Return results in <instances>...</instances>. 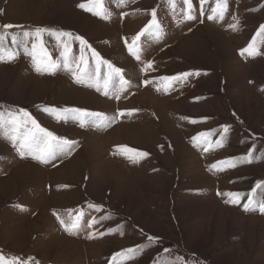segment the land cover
<instances>
[{"label":"rangeland","instance_id":"374dc122","mask_svg":"<svg viewBox=\"0 0 264 264\" xmlns=\"http://www.w3.org/2000/svg\"><path fill=\"white\" fill-rule=\"evenodd\" d=\"M87 2L0 0V31L12 24L82 37L130 82L117 99L111 90L104 95L90 87L92 81L77 83L62 67L37 73L23 45L11 44L10 35L22 30H7L5 47L16 58L0 61V113L7 120L9 112L24 109L75 144L45 164L21 158L0 134V254L29 264H264V213L242 206L264 182V34L257 36L264 0H227L223 19L214 20L207 17L216 0H192L196 19L190 21L183 0H175L174 9L168 0H105L108 19L78 7ZM153 8L162 32L158 40L141 37L137 60L126 42L148 24ZM72 37L62 39L71 47L69 59L78 60L80 43ZM254 38L258 54L242 56ZM42 39L52 59L61 61L56 38L45 33ZM91 49L84 56L94 71ZM106 72L102 66L101 77ZM185 72L194 74L162 79ZM44 108H79L109 120L97 127L89 118L80 127ZM121 146L148 156L132 163ZM250 149L254 158L244 162ZM229 159L236 167H227ZM229 192L244 199L233 205L218 195ZM255 199H264V188ZM81 211L85 226L72 235L53 214L67 221ZM93 217L97 223L88 228ZM133 247V259L113 261Z\"/></svg>","mask_w":264,"mask_h":264},{"label":"snow or ice","instance_id":"6c2138e0","mask_svg":"<svg viewBox=\"0 0 264 264\" xmlns=\"http://www.w3.org/2000/svg\"><path fill=\"white\" fill-rule=\"evenodd\" d=\"M124 0H121L123 4ZM169 5L174 9L176 7L175 0H168ZM201 4L205 3V0H200ZM183 4L187 6V10L184 13L185 20H194L196 17L192 14L193 4L192 0H183ZM81 9L85 11L92 12L93 15L100 17L101 19H108L110 16L109 10L105 6V0H88L87 3H81L78 5ZM228 3L227 0H216L215 7L211 10V15L207 17L209 20L214 19H223L225 13L227 12ZM151 19L148 24L133 37L132 43L126 45L128 47L129 53L136 57L137 60L140 59V48L137 45V42L141 40V37L154 36L158 40L160 38V33L162 28L160 22L157 18V10L153 8L151 10ZM239 26V21L237 20L235 24L230 25L233 30H237ZM5 31H0V61L5 59V56L9 60H14L16 58V53L9 48L5 47L6 41L9 39V33L7 30L13 28H20L22 30L21 34H11L10 40L13 45H23L25 53L31 57L34 70L37 73L51 72L54 73L56 70L61 67L72 73L77 83H84L86 80L92 81L89 84L90 87H95L97 91H103L104 95H108L111 90L112 94L119 99L120 93L126 90L130 86V82L125 80L122 75V70L118 67H115L113 64L109 63L107 60L101 58L99 53L94 49H91V46L86 40L82 37L75 36L72 37L71 33L64 31H55L48 28L37 27L32 31L23 30V26H17L12 24H5L2 26ZM47 33L51 37H55L56 40L60 43L62 47L61 61H54L51 55L47 52L44 41L42 39L43 34ZM264 34V25L260 27V30L257 32V36ZM65 37H72V39L79 41L80 43V57L78 60H70L71 47L69 43L62 39ZM29 38L31 40V49H29ZM40 50V55H37V49ZM85 48H89L92 51V57L96 62V67L94 71L89 70V63L85 59L84 51ZM242 56L247 54L248 56H255L258 54L256 48L255 38L249 45L241 50L240 53ZM106 66L107 72L101 77V67ZM152 65L149 63L147 65L148 69H151ZM194 73L185 72L177 76L171 77H162L163 80L175 82L181 80V78L186 79L187 77L193 75ZM199 75V73H195ZM147 83V81H145ZM167 91V88H165ZM43 111L50 114H55V118L58 120H73L79 123L80 127H85L88 124L89 118L91 123L99 127L101 122L108 121L109 118L99 112H90L82 110L79 108H64V109H55V108H44ZM131 115V113H128ZM118 115H125L124 112L118 113ZM8 118L5 120L4 114L0 113V134L4 136L20 155L21 158L25 156H30L33 160L39 161L40 163H48L51 160L56 159L59 155H67L71 152L74 147L75 142L70 141L65 138L58 137L54 135L51 131L43 128L40 124L24 109H20L19 113L9 112L7 114ZM110 122V121H109ZM228 132V127L224 126V133ZM205 135V134H201ZM222 140H217L216 145L220 146ZM208 148H205L207 151ZM121 154L125 155L132 163H138L141 158L148 156L147 152H140L136 149L128 148L127 146L120 147ZM133 153V155H129ZM254 158V149H250L248 154L245 157L240 159L244 162H251ZM212 168L218 170H224L223 166L212 165ZM227 167H236V163L232 162L231 159L227 161ZM264 188V182L258 183L248 194L247 203H244L243 209L248 210H259L261 213H264V199L257 201L255 199V194L257 189ZM218 195L227 196L228 199L226 203L233 205L240 204L241 200L244 197L240 193H218ZM90 208H95L102 210L101 206L89 204ZM57 220L60 225L63 227L64 231L68 234L78 233L85 225L83 223L84 213L81 211L79 214L73 216L72 213L68 214V220L61 218L56 213ZM97 223V218L93 217L87 222V227L92 228L93 225ZM89 238H94L92 235ZM150 241L155 238L149 237ZM137 248H128L123 250L121 253H118L113 256V261L116 260V256L127 257L128 259H133ZM0 264H29V262H22L17 257L5 258L3 254H0ZM123 264V260L121 261Z\"/></svg>","mask_w":264,"mask_h":264}]
</instances>
